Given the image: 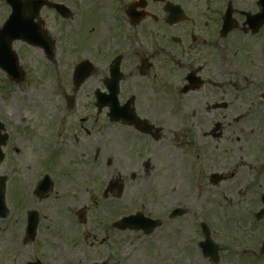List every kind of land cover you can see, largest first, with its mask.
<instances>
[{
    "label": "flooded vegetation",
    "instance_id": "obj_1",
    "mask_svg": "<svg viewBox=\"0 0 264 264\" xmlns=\"http://www.w3.org/2000/svg\"><path fill=\"white\" fill-rule=\"evenodd\" d=\"M6 21L23 81L33 73L44 90L36 128L0 118V180L5 200L24 212L23 238L36 218L23 246L43 231L41 256L25 264H46L43 252H69L49 263L69 264L90 232L60 245L61 220L83 227L95 203L115 210L109 220L149 219L150 235L180 236L176 253L189 254L190 235L201 238V225L217 217L205 202L210 187L247 237L241 262L264 261V0H0V27ZM20 132L38 165H26L32 177L15 187L8 154L22 149L14 145ZM115 156L113 174L100 177ZM135 181L128 207L110 204ZM47 214L56 218L43 227Z\"/></svg>",
    "mask_w": 264,
    "mask_h": 264
},
{
    "label": "rangeland",
    "instance_id": "obj_2",
    "mask_svg": "<svg viewBox=\"0 0 264 264\" xmlns=\"http://www.w3.org/2000/svg\"><path fill=\"white\" fill-rule=\"evenodd\" d=\"M25 64L28 68L34 69L35 63L32 62L31 67L30 63ZM40 80L41 79H39L37 75L32 73L29 78L26 77L25 81H22L19 84H14L9 82L5 75L0 72V118L14 119L16 120L14 123H18L19 119L30 120V125L36 128L40 118L43 117L42 102H44V90ZM20 133L21 136L16 134L14 135V145L16 147H22L23 150L17 149V151H14L11 154L10 146L8 154V159L11 161L14 169L10 182L12 181L15 187H19L18 184L24 185L32 177H26V165H31V168L33 169L35 168L34 166L38 165L37 163H29L30 157H28V154L25 152L26 140L24 138L26 137L22 135V132ZM35 142L36 141H33V144ZM30 149L29 145L28 150ZM34 151L36 152L35 149ZM130 159H132V162H135L133 161V156H131ZM118 162L119 158L118 156H115L112 160V163L114 164L111 166L109 171L106 172V174L100 173V177L105 176V178H109L116 169V163ZM94 165V168H96L95 170L99 169L103 172L106 171V169L104 170L99 164L96 165L95 163ZM2 170L3 167H0V172ZM175 174L178 175V173ZM129 176H131V172L129 173ZM98 179V177H95V180ZM136 187H140L139 181L128 182L126 185V193L121 197L120 201L116 203H113L114 201H110V204H125V206L128 207V204L132 203L136 199ZM97 191V187L94 185V196L97 195ZM9 197L10 194L6 190L5 198ZM204 197L207 208L213 210L217 216L216 219H209V221H207L217 230L216 234L213 232L212 238L220 246L221 256L219 257L218 264H249L246 261L244 263L241 262L244 257L241 256L240 251L241 249L247 248L246 245H248V241L245 244L247 237L245 234L243 235L237 232L234 223L231 221L230 214L225 209L220 210L218 203L212 201L213 199L218 198L216 189H214V187L207 188L205 190ZM107 198H109V200H114L111 199L110 196ZM9 201H6V207L9 211L8 216L4 220H0V264H25L26 262L32 261L33 253L38 257L41 256L38 252V247L41 246L39 238L43 234V231L39 228L37 234L38 238L34 246L19 245L18 239L20 241L22 237L25 215L21 210V206L15 204L16 201L13 199H11L10 202ZM94 201L96 202V199H94ZM105 201L106 203L108 202L107 200ZM20 203L23 205V202ZM79 205L76 207H79ZM112 211L115 210L111 209L108 211L105 208H98L95 203L94 220L88 222L87 225L82 227L76 221L68 222L66 220H61L63 221L61 222V228L65 227L67 232L66 235L58 233L61 235L60 239L57 238V240L61 241L58 243L60 245L63 243L69 245L72 243L70 240L73 241L78 237L81 241H84V238L78 235L79 230L90 232V238L88 239V243L86 245L87 247L84 243H82L81 246L77 248L79 253L72 254V260L69 258V264H91V262L101 263L103 261H108L109 264H161L166 261H174L180 256L179 253H176V250L179 249L180 243L178 244L177 241L181 239L180 236L177 238L176 236H169V240L167 241V239H158L154 235L146 236L142 232L138 231H117L111 226L114 220H109V218H111L114 214ZM50 217H52L51 223L48 221ZM54 217L55 216L47 214V219L44 220L43 227L52 226ZM75 225H77V227H74ZM244 226H246V224H244ZM58 230L61 232L63 229ZM196 239L201 240L202 238L194 237L191 234L189 242L194 244ZM240 241H243L244 243L242 242L243 244H240ZM58 244L56 245V248H58ZM91 244H93V248L90 249L88 247ZM189 247L187 245L185 250L189 251L192 249V251L187 254V257L191 259V264H212L210 260H204L202 258L197 247L192 245H189ZM223 248L227 250H224ZM62 254L52 255V253L43 252L42 255L45 263L49 264L52 260L55 261L65 259L68 257L69 252ZM256 264H264V261H259Z\"/></svg>",
    "mask_w": 264,
    "mask_h": 264
},
{
    "label": "water",
    "instance_id": "obj_3",
    "mask_svg": "<svg viewBox=\"0 0 264 264\" xmlns=\"http://www.w3.org/2000/svg\"><path fill=\"white\" fill-rule=\"evenodd\" d=\"M10 50L9 47L6 45V42H1L0 44V67H2L5 71L10 73V76L13 79H16L17 81L21 80L19 78L20 73L18 75L17 71H16V67H15V63L16 60L13 58V60L10 59L9 55H10ZM2 187V183L0 182V189ZM5 214V208H4V204H3V200H2V194L0 193V216H3ZM34 226L35 223H33V230H31V237L33 236V231H34ZM119 228L120 229H126V228H131V229H138V228H144L143 226H141V224L139 223V219L135 218V217H129V218H125L123 219L120 223H119ZM201 247L203 249V254L205 256H208L210 258H212L214 261L216 260V247L210 242L209 237L205 236V243L201 244Z\"/></svg>",
    "mask_w": 264,
    "mask_h": 264
}]
</instances>
